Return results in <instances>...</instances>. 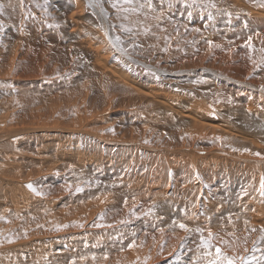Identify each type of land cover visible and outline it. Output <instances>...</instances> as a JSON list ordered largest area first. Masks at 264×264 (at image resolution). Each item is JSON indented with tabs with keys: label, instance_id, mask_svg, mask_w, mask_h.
Segmentation results:
<instances>
[{
	"label": "bare ground",
	"instance_id": "obj_1",
	"mask_svg": "<svg viewBox=\"0 0 264 264\" xmlns=\"http://www.w3.org/2000/svg\"><path fill=\"white\" fill-rule=\"evenodd\" d=\"M0 5V264H264V0Z\"/></svg>",
	"mask_w": 264,
	"mask_h": 264
},
{
	"label": "snow or ice",
	"instance_id": "obj_2",
	"mask_svg": "<svg viewBox=\"0 0 264 264\" xmlns=\"http://www.w3.org/2000/svg\"><path fill=\"white\" fill-rule=\"evenodd\" d=\"M0 7H3L0 5ZM261 195H264V177L261 178ZM181 228L184 227V225H180ZM211 240V234H209V240H204L203 237L201 238V246L204 247L205 249H208L211 247L210 244ZM205 255L211 256V252H206ZM241 264H250V261L244 257H241ZM261 260L264 261V257H261ZM225 261L227 264H235V258H230L227 256H223L221 253V250L219 248L216 249V256L213 259H210L208 261V264H225Z\"/></svg>",
	"mask_w": 264,
	"mask_h": 264
},
{
	"label": "rangeland",
	"instance_id": "obj_3",
	"mask_svg": "<svg viewBox=\"0 0 264 264\" xmlns=\"http://www.w3.org/2000/svg\"><path fill=\"white\" fill-rule=\"evenodd\" d=\"M259 57H260V55H258ZM264 62V61H263ZM14 97V96H13ZM15 98V97H14ZM43 103H47L48 101H47V99H42L41 100ZM16 103L19 105V101H16ZM18 105H17V108H18ZM61 106H64L65 105V103H62V104H60ZM42 106V105H41ZM43 107V106H42ZM44 108V107H43ZM18 111V109H16V111L15 112H17ZM35 116H37L38 118L41 116V115H44V114H42V113H40V112H34L33 113ZM37 114V115H36ZM32 115V113L31 114H29V116H31ZM26 116V115H25ZM26 118V117H25ZM12 120L14 121V122H18V123H21V122H23L24 120L23 119H19V118H17V115L15 114L14 116H12ZM39 120L40 121H42V119H40L39 118ZM36 124H39V123H36ZM15 124L13 123V125L11 124V129L12 130H15ZM31 138H33V137H30V138H28V140H32Z\"/></svg>",
	"mask_w": 264,
	"mask_h": 264
}]
</instances>
